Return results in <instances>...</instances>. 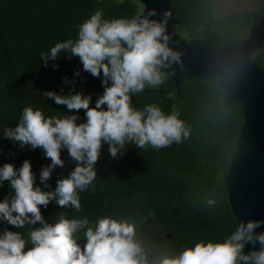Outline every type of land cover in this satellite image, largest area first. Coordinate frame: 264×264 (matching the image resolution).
Listing matches in <instances>:
<instances>
[{
    "label": "clouds",
    "instance_id": "1",
    "mask_svg": "<svg viewBox=\"0 0 264 264\" xmlns=\"http://www.w3.org/2000/svg\"><path fill=\"white\" fill-rule=\"evenodd\" d=\"M154 13L145 12L143 5L131 14L112 16L97 8L76 26L74 37L57 40L39 53L45 67L59 68L60 58L76 56L81 68L71 78L63 75L57 88L39 90L44 102L50 98L62 111L26 104L17 123L0 130V137L15 146L39 148L48 158L38 175L27 157L19 166L9 160L0 163V187L5 181L9 187L0 198V264H264V218L237 220L228 233L176 249L141 235V223L154 212L95 218L80 214L81 193L96 190L102 151L117 158L129 145L160 149L190 134L175 105L165 112L156 102L137 106L133 100L146 88L161 85L166 78L162 68L179 59L168 46L169 13L163 19ZM81 71L101 79L103 91L94 102L91 92L77 89L76 77L85 79ZM65 85L71 87L66 90ZM65 149L73 166L57 175L52 187L55 169L66 165ZM50 203L58 210L45 216L42 207ZM216 203L209 196L203 206L211 212Z\"/></svg>",
    "mask_w": 264,
    "mask_h": 264
},
{
    "label": "trees",
    "instance_id": "2",
    "mask_svg": "<svg viewBox=\"0 0 264 264\" xmlns=\"http://www.w3.org/2000/svg\"><path fill=\"white\" fill-rule=\"evenodd\" d=\"M171 1L180 36L187 40L207 38L217 45L245 37L264 9V0H260L259 10L217 15L215 0ZM97 8L112 16L131 14L140 6L137 0H124L122 4L116 0H0V130L4 124L17 123L26 104L39 106L45 112L62 111L50 98L44 102L39 90L57 88L61 77L67 74L71 78L81 63L76 56L62 57L59 68L53 69L39 63V53L57 40L74 37L76 26ZM251 57L264 67L263 48ZM80 76L85 79L81 82L76 77L77 89L91 92L94 102L103 91L100 77L86 71H81ZM64 87L67 90L71 85ZM133 100L137 106L156 102L165 112L175 105L190 134L181 143L160 149L148 146L139 150L129 145L117 158L102 151L96 165V190L81 193L80 214L95 218L103 214L154 212L141 223V235L176 249L201 237H219L232 231L236 218L228 203L224 177L243 122L241 104L233 102L224 107L221 90L197 77L183 81L177 91L167 75L161 85L146 88ZM62 156L66 165L55 169L52 187L57 175L73 166L66 149ZM26 157L31 159L37 175L41 165L48 162L39 148L24 150L0 137V163L9 160L19 166ZM8 191L5 181L0 198ZM209 196L217 202L211 212L203 206ZM58 207L50 203L42 207V212L45 216L55 214ZM66 211L71 214L70 209Z\"/></svg>",
    "mask_w": 264,
    "mask_h": 264
},
{
    "label": "water",
    "instance_id": "3",
    "mask_svg": "<svg viewBox=\"0 0 264 264\" xmlns=\"http://www.w3.org/2000/svg\"><path fill=\"white\" fill-rule=\"evenodd\" d=\"M137 1L145 12L155 9L154 18L163 19L164 13H169L168 46L179 59L162 70L177 91L183 81L197 77L221 90L224 107L233 102L241 104L243 122L224 177L227 199L236 221L264 218V67L251 57L264 48V9L245 37L217 45L207 38L187 40L180 36L171 0ZM250 247L246 245V250Z\"/></svg>",
    "mask_w": 264,
    "mask_h": 264
},
{
    "label": "rangeland",
    "instance_id": "4",
    "mask_svg": "<svg viewBox=\"0 0 264 264\" xmlns=\"http://www.w3.org/2000/svg\"><path fill=\"white\" fill-rule=\"evenodd\" d=\"M259 3L260 0H215L214 10L217 15L241 14L259 10ZM139 6L141 8L140 3Z\"/></svg>",
    "mask_w": 264,
    "mask_h": 264
}]
</instances>
